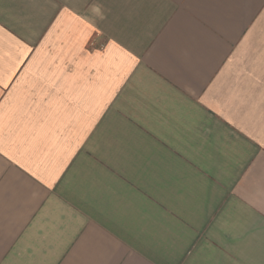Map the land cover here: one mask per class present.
Masks as SVG:
<instances>
[{
	"label": "crops",
	"instance_id": "1",
	"mask_svg": "<svg viewBox=\"0 0 264 264\" xmlns=\"http://www.w3.org/2000/svg\"><path fill=\"white\" fill-rule=\"evenodd\" d=\"M0 264H264V0H0Z\"/></svg>",
	"mask_w": 264,
	"mask_h": 264
}]
</instances>
